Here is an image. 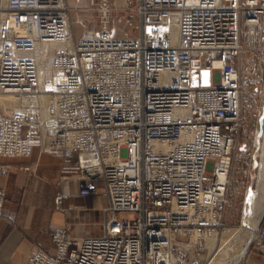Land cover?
Returning <instances> with one entry per match:
<instances>
[{
  "label": "built area",
  "instance_id": "2783aa9c",
  "mask_svg": "<svg viewBox=\"0 0 264 264\" xmlns=\"http://www.w3.org/2000/svg\"><path fill=\"white\" fill-rule=\"evenodd\" d=\"M123 10H134L137 23H124L140 35H118L115 9L100 0V27L75 39L66 0H5L0 94L47 98L8 115L0 106V156L75 155L77 195L108 199L99 235L56 226L54 253L36 247L26 264H200L205 240L227 226L233 163L247 151L239 60L264 33V0H137ZM148 27L162 32L147 37ZM37 42L64 45L43 88L36 60L19 52ZM63 198L55 209L68 213ZM4 200L0 189V218ZM254 232L249 245L264 252V213Z\"/></svg>",
  "mask_w": 264,
  "mask_h": 264
},
{
  "label": "crops",
  "instance_id": "0c3cea01",
  "mask_svg": "<svg viewBox=\"0 0 264 264\" xmlns=\"http://www.w3.org/2000/svg\"><path fill=\"white\" fill-rule=\"evenodd\" d=\"M89 23L88 28H96L94 23ZM116 29L119 35L124 27ZM73 33L78 37L82 31L74 27ZM0 165L9 167L5 174H0V189L5 192L4 217L0 218V264H26L36 247L54 253L53 228L65 223L73 224L78 235L85 230L90 235L101 233L105 219L102 210L108 206V199L102 194L77 195L75 155L63 159L35 147L28 158L0 156ZM57 192L64 194L63 207L68 213L55 209ZM72 209L78 210L79 215H71ZM97 228L99 233H91ZM252 250L236 264H264V252Z\"/></svg>",
  "mask_w": 264,
  "mask_h": 264
},
{
  "label": "rangeland",
  "instance_id": "374dc122",
  "mask_svg": "<svg viewBox=\"0 0 264 264\" xmlns=\"http://www.w3.org/2000/svg\"><path fill=\"white\" fill-rule=\"evenodd\" d=\"M1 1L2 0H0V3ZM91 1H93V4ZM66 2L70 9L69 18L72 23V31L74 27L79 28L82 31V35L90 32L92 29L100 27L99 12L97 11L100 6V0H66ZM109 2L111 8L115 9V11L111 13L109 24L120 29L122 26L124 27L122 30L123 32H120L121 35H119L122 36L125 32L128 36L140 35L139 29H135L133 26L129 27L124 23L125 17H129L133 24L137 23L138 18L134 10H131L129 13L123 10L124 6L135 9L137 0H109ZM1 6L0 4V8H2ZM88 22H90L89 24L94 23L96 28H88ZM85 29H89V31L83 33ZM260 34L256 42V49L253 51L243 49L239 60V65L242 69V79L247 87V92H245L242 97L244 123L240 131V142L246 143L247 151L244 152L239 150L236 153L231 171V185L228 190V204L225 214V223L231 229L238 228L242 225L247 192L255 186L258 168L263 134V125L262 122H260V118L262 116L264 117V33ZM80 36L76 37L74 35V38L77 39ZM84 232L88 233L87 230ZM94 232L99 233L100 228L91 231V233ZM244 232L245 229H241L231 238H226L227 240L221 237V243L225 241L223 246L226 243L225 246L230 250L228 251L229 258L232 254L237 253L241 249L244 242L247 240L250 241V238H248L245 234L246 232ZM219 236L220 234L216 237L218 238ZM218 244L219 240L217 246ZM253 248L252 245H249L246 253H244L237 262L241 260L249 250L253 251ZM204 254L205 252H201V255ZM205 262L206 260L200 264H205Z\"/></svg>",
  "mask_w": 264,
  "mask_h": 264
},
{
  "label": "bare ground",
  "instance_id": "6f19581e",
  "mask_svg": "<svg viewBox=\"0 0 264 264\" xmlns=\"http://www.w3.org/2000/svg\"><path fill=\"white\" fill-rule=\"evenodd\" d=\"M2 8H0V14H2V9L5 6V0H2L0 3ZM162 32L159 28L148 27L146 29V36H152L157 33ZM64 45L60 42H37L34 43L32 47L28 50L19 51L24 56H30L36 60L38 64V81L40 87L43 86L49 81L51 78V70H50V62L52 51L56 49L62 48ZM14 51H17L15 48ZM39 97L41 100L46 101V94L40 93L35 96H18L15 94H0V106L3 108V114H10L12 110L20 109L22 105L31 106L32 103ZM264 119V117H263ZM263 125V134L261 139L259 160H258V168L256 172V180L255 186L247 192L245 205H244V213L242 218V225L238 228L231 229L228 226L224 227L220 236L217 238L213 236L204 242V246L206 247V252L204 255L200 257L202 259H206L205 264H230L236 263L237 260L246 253L251 240L254 237V230L259 223V220L264 212V120H262ZM258 152V151H257ZM256 160V159H255ZM257 165V164H256ZM253 186V185H252ZM77 214L79 213L76 210ZM245 229V234L250 238V241L247 240L243 243L241 249L232 254L229 258L228 247H226V243L223 246L221 243V237L224 240H227L228 237L231 238L234 236L239 230ZM238 235V234H237ZM227 238V239H226ZM219 240V244L217 246V242Z\"/></svg>",
  "mask_w": 264,
  "mask_h": 264
},
{
  "label": "water",
  "instance_id": "95a60500",
  "mask_svg": "<svg viewBox=\"0 0 264 264\" xmlns=\"http://www.w3.org/2000/svg\"><path fill=\"white\" fill-rule=\"evenodd\" d=\"M262 120H263V116L260 118V122H262Z\"/></svg>",
  "mask_w": 264,
  "mask_h": 264
}]
</instances>
